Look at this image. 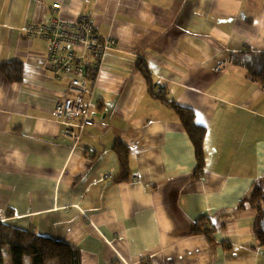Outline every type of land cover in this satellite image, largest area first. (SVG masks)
<instances>
[{
    "label": "crops",
    "instance_id": "obj_1",
    "mask_svg": "<svg viewBox=\"0 0 264 264\" xmlns=\"http://www.w3.org/2000/svg\"><path fill=\"white\" fill-rule=\"evenodd\" d=\"M55 1L118 41L89 79L95 123L79 140L52 115L70 78L26 30ZM247 47L264 52V0H0V220L77 247L80 264H264L249 200L264 179V87L229 61ZM141 61L206 127L202 170Z\"/></svg>",
    "mask_w": 264,
    "mask_h": 264
},
{
    "label": "trees",
    "instance_id": "obj_2",
    "mask_svg": "<svg viewBox=\"0 0 264 264\" xmlns=\"http://www.w3.org/2000/svg\"><path fill=\"white\" fill-rule=\"evenodd\" d=\"M93 24L98 30L96 24ZM114 39L116 38L114 37ZM117 45L118 41H116L114 49L117 48ZM112 50H108V53ZM230 56V62L236 65H244L248 76L260 82L264 87V52L247 47L244 50L233 52ZM138 67L146 78L149 90L153 96L170 104L179 112L195 146L198 169L202 170L205 163L204 138L207 131L206 127L196 121V113L192 109L179 105L168 96L162 82L153 76L152 70L147 63L141 61ZM2 70L10 80H18L22 76L23 69L21 63L10 62L5 63ZM115 149L119 154L121 168L125 172L128 170L130 148L117 142ZM249 200L258 211L255 228L260 246L264 247V231L261 227V220L264 218V179L255 184ZM6 248L10 252V264H80V252L77 247L57 239L39 235L32 230L15 227L0 220V264H5L4 251ZM27 260H29V263H27Z\"/></svg>",
    "mask_w": 264,
    "mask_h": 264
},
{
    "label": "built area",
    "instance_id": "obj_3",
    "mask_svg": "<svg viewBox=\"0 0 264 264\" xmlns=\"http://www.w3.org/2000/svg\"><path fill=\"white\" fill-rule=\"evenodd\" d=\"M52 14L44 21L31 23L26 27L30 37H39L48 43L49 64L53 71L69 76V96L58 100L52 110L53 117L63 122V133L79 140L87 126H93L88 82L91 75L101 71L108 50L114 49L116 39L102 36L88 14L77 19L62 16V4L55 1Z\"/></svg>",
    "mask_w": 264,
    "mask_h": 264
},
{
    "label": "rangeland",
    "instance_id": "obj_4",
    "mask_svg": "<svg viewBox=\"0 0 264 264\" xmlns=\"http://www.w3.org/2000/svg\"><path fill=\"white\" fill-rule=\"evenodd\" d=\"M5 254V264H10V252H8V248L4 251ZM27 263H29V260H27Z\"/></svg>",
    "mask_w": 264,
    "mask_h": 264
},
{
    "label": "water",
    "instance_id": "obj_5",
    "mask_svg": "<svg viewBox=\"0 0 264 264\" xmlns=\"http://www.w3.org/2000/svg\"><path fill=\"white\" fill-rule=\"evenodd\" d=\"M261 227H262V229L264 231V218L261 220Z\"/></svg>",
    "mask_w": 264,
    "mask_h": 264
}]
</instances>
